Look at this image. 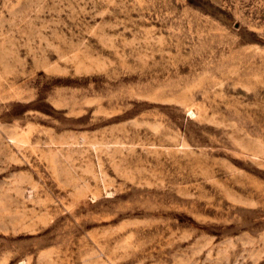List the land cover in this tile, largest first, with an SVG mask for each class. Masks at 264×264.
Listing matches in <instances>:
<instances>
[{"label":"rangeland","instance_id":"obj_1","mask_svg":"<svg viewBox=\"0 0 264 264\" xmlns=\"http://www.w3.org/2000/svg\"><path fill=\"white\" fill-rule=\"evenodd\" d=\"M0 264H264V0H0Z\"/></svg>","mask_w":264,"mask_h":264}]
</instances>
